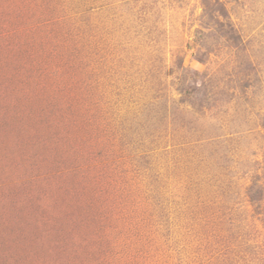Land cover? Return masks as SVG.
Listing matches in <instances>:
<instances>
[{
	"label": "rangeland",
	"instance_id": "1",
	"mask_svg": "<svg viewBox=\"0 0 264 264\" xmlns=\"http://www.w3.org/2000/svg\"><path fill=\"white\" fill-rule=\"evenodd\" d=\"M0 264H264V0H0Z\"/></svg>",
	"mask_w": 264,
	"mask_h": 264
}]
</instances>
